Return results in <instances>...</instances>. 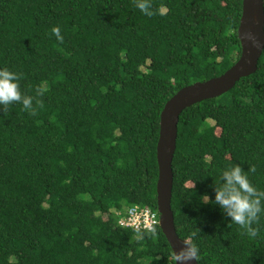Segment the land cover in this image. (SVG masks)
Wrapping results in <instances>:
<instances>
[{
  "label": "trees",
  "instance_id": "16d2710c",
  "mask_svg": "<svg viewBox=\"0 0 264 264\" xmlns=\"http://www.w3.org/2000/svg\"><path fill=\"white\" fill-rule=\"evenodd\" d=\"M151 6L147 16L133 0H0V67L22 74L23 93L44 89L35 115L18 102L0 111V264H174L159 226L137 239L117 213H157L160 113L238 60L242 0ZM235 163L264 189V46L252 74L179 116L170 208L197 264H264V216L250 237L200 200Z\"/></svg>",
  "mask_w": 264,
  "mask_h": 264
},
{
  "label": "water",
  "instance_id": "95a60500",
  "mask_svg": "<svg viewBox=\"0 0 264 264\" xmlns=\"http://www.w3.org/2000/svg\"><path fill=\"white\" fill-rule=\"evenodd\" d=\"M263 27V0H242L241 16L237 28V37L241 47L238 60L219 77L181 88L164 104L160 113L156 144V210L159 214V228L173 253L174 264V251H179L184 247L185 242L179 239L175 232L170 208L171 161L175 150L179 116L185 108L206 99L216 98L230 90L241 78L255 71L257 60L264 46ZM176 264H181V262L177 261ZM183 264H197V262L189 260Z\"/></svg>",
  "mask_w": 264,
  "mask_h": 264
},
{
  "label": "clouds",
  "instance_id": "9594fccd",
  "mask_svg": "<svg viewBox=\"0 0 264 264\" xmlns=\"http://www.w3.org/2000/svg\"><path fill=\"white\" fill-rule=\"evenodd\" d=\"M133 2L135 7L145 15H153L151 0H133ZM51 31L57 40H63L59 26H53ZM21 78V73L6 66L0 67V111L5 112L10 105L18 102L22 105L23 110L30 115H35L37 106L40 105V101L36 100V97L41 95L44 89L37 88L35 95L23 93L20 86ZM34 100H36L35 105ZM254 170L252 167L244 171L238 163L227 166L220 173L219 185H215L214 199L210 200L206 193L200 196L203 203L219 205L223 213L231 218L230 222L239 225L250 237L257 236L258 222L264 216V189L251 183L247 175L248 171ZM117 226L119 225L117 224ZM144 227L153 233L156 231L151 225ZM135 231L136 238L142 239L144 232L139 227ZM190 235L195 237L197 233L193 231ZM199 252L197 243L185 241L184 247L179 251H174L175 264L177 261H180L181 264L189 260L197 261Z\"/></svg>",
  "mask_w": 264,
  "mask_h": 264
},
{
  "label": "built area",
  "instance_id": "2783aa9c",
  "mask_svg": "<svg viewBox=\"0 0 264 264\" xmlns=\"http://www.w3.org/2000/svg\"><path fill=\"white\" fill-rule=\"evenodd\" d=\"M117 224L122 228H130L135 231L139 227L142 231L151 232L145 225L156 228L159 225V216L148 207L132 205L118 212Z\"/></svg>",
  "mask_w": 264,
  "mask_h": 264
}]
</instances>
